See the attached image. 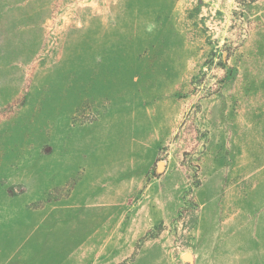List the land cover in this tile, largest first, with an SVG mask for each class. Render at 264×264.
Segmentation results:
<instances>
[{"label":"rangeland","instance_id":"1","mask_svg":"<svg viewBox=\"0 0 264 264\" xmlns=\"http://www.w3.org/2000/svg\"><path fill=\"white\" fill-rule=\"evenodd\" d=\"M122 262L264 264V0H0V264Z\"/></svg>","mask_w":264,"mask_h":264},{"label":"trees","instance_id":"2","mask_svg":"<svg viewBox=\"0 0 264 264\" xmlns=\"http://www.w3.org/2000/svg\"><path fill=\"white\" fill-rule=\"evenodd\" d=\"M257 0H236V2L240 5V6H246L249 5L251 3L256 2ZM120 264H125V262H122Z\"/></svg>","mask_w":264,"mask_h":264},{"label":"water","instance_id":"3","mask_svg":"<svg viewBox=\"0 0 264 264\" xmlns=\"http://www.w3.org/2000/svg\"><path fill=\"white\" fill-rule=\"evenodd\" d=\"M160 168L162 167V163L160 164L159 166ZM183 258L186 260V261H191L192 260V254L191 253H186Z\"/></svg>","mask_w":264,"mask_h":264}]
</instances>
